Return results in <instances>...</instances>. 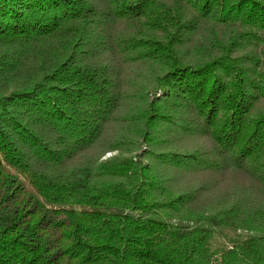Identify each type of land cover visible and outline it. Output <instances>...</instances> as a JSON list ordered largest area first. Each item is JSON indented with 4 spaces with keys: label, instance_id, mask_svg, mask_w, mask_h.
<instances>
[{
    "label": "trees",
    "instance_id": "obj_1",
    "mask_svg": "<svg viewBox=\"0 0 264 264\" xmlns=\"http://www.w3.org/2000/svg\"><path fill=\"white\" fill-rule=\"evenodd\" d=\"M0 264H264V0H0Z\"/></svg>",
    "mask_w": 264,
    "mask_h": 264
}]
</instances>
